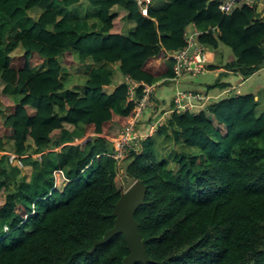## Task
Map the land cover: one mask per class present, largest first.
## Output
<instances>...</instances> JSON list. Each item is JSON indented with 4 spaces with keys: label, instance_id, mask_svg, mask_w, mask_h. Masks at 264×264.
<instances>
[{
    "label": "trees",
    "instance_id": "16d2710c",
    "mask_svg": "<svg viewBox=\"0 0 264 264\" xmlns=\"http://www.w3.org/2000/svg\"><path fill=\"white\" fill-rule=\"evenodd\" d=\"M86 1L97 7L98 29L72 12L79 0H0V102L6 106H0V151L11 136L12 152L32 168L27 177L0 156V264H122L128 249L121 233L91 251L114 225L122 191L106 138L116 137L134 114L122 78L168 84L174 72L167 51L184 45L189 23L207 30L200 41L210 49H231L224 66L242 78L264 66V17L248 5L226 16L217 0H170L162 9L148 7L146 16L135 0ZM114 5L127 12L122 21H136L134 31H112L121 20L111 12ZM33 9H40L37 17ZM215 26L217 32L210 30ZM19 45L22 52L13 53ZM86 57L117 67L91 69L80 94L66 87L61 73ZM117 76L114 90L105 91ZM8 88L20 99L13 101ZM259 103L255 93H244L221 96L196 112H173L140 153L127 154L122 181L140 179L147 187L135 211L150 258L145 264H264ZM152 120L150 114L138 129L147 132ZM88 132L85 143H73ZM156 136L196 152L174 150L177 169H168L157 161Z\"/></svg>",
    "mask_w": 264,
    "mask_h": 264
},
{
    "label": "built area",
    "instance_id": "2783aa9c",
    "mask_svg": "<svg viewBox=\"0 0 264 264\" xmlns=\"http://www.w3.org/2000/svg\"><path fill=\"white\" fill-rule=\"evenodd\" d=\"M135 1L142 14L147 16L151 0ZM217 3L218 9L226 16L230 15L235 9L248 5L254 8L257 15L264 17V2L262 0H217ZM210 30L217 32L219 28L215 26L211 27ZM205 32L207 30H201L194 22H191L185 27L183 32L184 45L176 50L167 51L166 58L173 61L174 72L173 77L168 78L169 82L176 83L185 75L197 76L206 70L209 46L200 41V36ZM122 79L127 85L126 101L133 103L134 114L128 119L126 127L116 137L106 136L112 142L114 148V151L110 152L109 155L117 160L119 167L116 179L119 176L121 181L124 175V160L129 152L140 153L143 149V141L153 134L154 131H157V128L164 123L171 113L196 112L204 107L209 98L196 90L174 95L172 102L164 107L163 103L158 101L159 86L163 85V80L149 84L142 80H135L128 75ZM230 91L228 89L221 90L217 96H228ZM150 114L153 120L148 126V131L141 132L138 127L147 124V118L149 119ZM78 142L75 139L73 143ZM8 157L10 163L15 160V165L20 168L23 167L18 155L10 153ZM121 185L119 186L120 188Z\"/></svg>",
    "mask_w": 264,
    "mask_h": 264
},
{
    "label": "crops",
    "instance_id": "0c3cea01",
    "mask_svg": "<svg viewBox=\"0 0 264 264\" xmlns=\"http://www.w3.org/2000/svg\"><path fill=\"white\" fill-rule=\"evenodd\" d=\"M169 2L170 0H151V4L149 7L154 9H162L167 4H169ZM72 12H77V14H79V16L83 19L82 21L88 23L89 28L98 29L101 26L97 19V7L90 6L89 2H87L86 0H79L77 5L72 9ZM111 12L118 14V17L121 18V21L127 13L122 7L118 5H114L111 8ZM32 13L36 14L35 17H37L40 13V9H33ZM119 21L120 20L116 19L117 25L114 24L112 30L113 32L126 33L128 31H134L137 27V23L133 19H123V25L121 24L120 27H117L119 26ZM17 50L18 53L22 52L21 45L17 47ZM223 52L226 53V56H223ZM231 54V49L222 44H220L217 51L209 48V51L207 53L208 62L206 63V67H208L209 65H216V67L213 69L206 68L204 72L198 74L197 76H191L188 74L185 75L179 82H169L168 84L159 86V91L161 94L159 96L160 99L158 98V101H160L161 103L163 100H165L166 102H170L172 101L173 96L176 94L194 92L197 90L205 95V97H209L207 100V103H209L212 100L220 98L221 96L217 95L221 90L225 89H228L229 91L231 90L228 96L244 93H255L256 98H258L259 101L261 100V98H263L262 101H264V66L255 74L246 78H242L239 73L229 70L224 66ZM99 66L110 67L113 69L116 68V65L113 63L96 62L91 57H86L84 59H76L73 64L65 65L62 68L61 79L63 82H65L67 88L83 94L89 72L91 71V69ZM218 82H225L228 84L223 88L215 87L207 89L209 85ZM117 83H119V77L118 82H113L112 84L108 85L105 91L111 92L112 90H114ZM6 93L12 98L13 101H17L21 97L20 94L16 93L11 88L6 89ZM206 104H204V107L206 106ZM0 106L2 107V109H4L3 104H0ZM4 139L6 141V145L4 146V150L0 151L1 153L6 152V146L10 147L9 149H12L13 147V140L11 136L5 137ZM28 142L32 145V147L34 146L32 140L29 139ZM32 155L33 157H38L40 154L34 153ZM25 167L30 168V170L28 171V176H30L32 170L31 166Z\"/></svg>",
    "mask_w": 264,
    "mask_h": 264
},
{
    "label": "water",
    "instance_id": "95a60500",
    "mask_svg": "<svg viewBox=\"0 0 264 264\" xmlns=\"http://www.w3.org/2000/svg\"><path fill=\"white\" fill-rule=\"evenodd\" d=\"M90 138L91 136L82 139L81 143H85ZM122 188L123 184L120 197L112 211V215L115 217L114 225L106 230L101 238L94 240L91 251H94L97 245L104 244L114 235L121 233L128 249V253L122 259V264L136 262L145 264L150 258L138 229L139 223L135 218V211L145 203L147 187L140 179H136L126 189Z\"/></svg>",
    "mask_w": 264,
    "mask_h": 264
},
{
    "label": "rangeland",
    "instance_id": "374dc122",
    "mask_svg": "<svg viewBox=\"0 0 264 264\" xmlns=\"http://www.w3.org/2000/svg\"><path fill=\"white\" fill-rule=\"evenodd\" d=\"M30 14L33 16V17H35L36 16V14H34V13H32V11L30 12ZM122 24V21L120 20L119 21V26H117V27H120V25ZM18 50L16 49L13 53H18L17 52ZM222 53V52H221ZM14 55V54H13ZM229 55V54H228ZM227 55V56H228ZM223 56H226V53H224L223 52ZM73 64V63H72ZM69 65V64H68ZM65 66V65H64ZM63 66V67H64ZM116 67H117V65H116ZM118 77L119 76H117L115 79H114V83H116V82H118ZM160 89V88H159ZM7 94V93H6ZM160 91H158V98H159V96H160ZM8 95V94H7ZM9 96V95H8ZM10 97V96H9ZM11 98V97H10ZM160 99V98H159ZM263 100V98H261V100H260V103H259V106H258V110H261V109H264V101H262ZM7 102L9 103V101L7 100ZM163 103V102H162ZM1 104H3V107L4 108H6V106H4V103H2L1 102ZM165 121H166V119H165ZM164 121V122H165ZM158 129V128H157ZM154 133H156V131H154L153 132V134ZM152 134V135H153ZM92 135V133H86L83 137H81V138H79L78 139V143H80L81 142V140L82 139H84V138H86V137H89V136H91ZM7 137H8V135H7ZM155 141H156V144H155V149H156V154H157V161L160 163L161 161H164L165 163H166V166L165 167H167L168 169L170 168H173V170L175 171L176 169H177V165H176V163H175V161H174V150L175 151H190V152H196L194 149H191V148H188L187 146H184L181 142H178V140H176L175 138H173L171 141H167V140H164V138L162 137V136H156V138H155ZM8 142V141H7ZM10 147H8V146H6L5 147V150H6V152H3V153H1L0 152V156L1 155H3V154H5V155H7V156H9L10 155V153H13L12 152V149H9ZM60 148V147H59ZM59 148H57V149H59ZM11 164L12 165H15V160H13L12 162H11ZM7 166V169H9L11 166L10 165H6ZM124 166V165H123ZM21 169H22V174H25L27 177H29L28 176V174H29V170H30V168H28V167H25V166H23V167H21ZM116 181H117V184H118V186H120L121 184H123V188L122 189H126L130 184H131V182H132V179H126V180H124V181H121L120 180V178H119V176H118V178L116 179ZM11 188H13V186H11ZM2 202V198H0V203Z\"/></svg>",
    "mask_w": 264,
    "mask_h": 264
}]
</instances>
